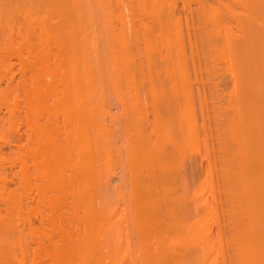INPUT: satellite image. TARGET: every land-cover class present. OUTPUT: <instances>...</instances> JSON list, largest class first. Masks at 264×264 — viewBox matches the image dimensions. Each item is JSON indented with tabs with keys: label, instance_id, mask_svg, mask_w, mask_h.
Segmentation results:
<instances>
[{
	"label": "bare ground",
	"instance_id": "bare-ground-1",
	"mask_svg": "<svg viewBox=\"0 0 264 264\" xmlns=\"http://www.w3.org/2000/svg\"><path fill=\"white\" fill-rule=\"evenodd\" d=\"M41 1L57 22L29 0L41 19L25 6L22 33L8 15L18 2L0 0V73L16 59L24 76L21 100L0 91V106H23L31 140L18 160L35 201L24 213L0 168V264H264V0H180L195 6L188 18L179 0H150L148 23L132 13L119 29L104 1ZM145 82L157 103L149 131ZM112 89L139 123L127 204L109 171L121 153L106 123Z\"/></svg>",
	"mask_w": 264,
	"mask_h": 264
},
{
	"label": "rangeland",
	"instance_id": "rangeland-1",
	"mask_svg": "<svg viewBox=\"0 0 264 264\" xmlns=\"http://www.w3.org/2000/svg\"><path fill=\"white\" fill-rule=\"evenodd\" d=\"M16 1L18 2V6H19V9H17V10L18 11L20 10L19 11L20 13H22L23 10H24V12H23L24 14H25V10H27V13L29 12L28 9H25V6H30L29 7L30 10L33 9V8H31L33 6L30 3L33 0L32 1L30 0V2L28 0V2H26L27 4L26 3L24 4V2H25L24 0L23 1L22 0H16ZM36 1H37V3L33 2V4H36V5H34L36 7V10L38 7V10H39V11H37V13L39 12L38 15L40 13L42 15L44 14L43 15L44 17L42 16L41 17L42 19L40 18L41 20H43L48 14L47 12H45V13L43 12V9H45L46 7L44 6L45 7L44 8L41 6L43 8V9H41L39 6H37V4L42 5L45 3L44 1H46V0L43 1L44 3H42L41 0H40L41 3H38L39 0H36ZM101 1L102 2L104 1L102 4L106 3L105 5H103L104 8L106 7V5H108L109 11H110V12L109 11L108 12L110 14L115 15L114 18H112V16L110 14L105 15V17L109 16L112 19H114V21L116 23L112 22V26H115L117 29L120 28L119 22L117 21V19H119L120 16L121 17L124 16L125 19H127V18L129 19V18H132L130 16H132L131 14L134 13L133 17H134V22L136 24V22L138 23L139 19H141V17L139 18V13H140V15L144 13V12L142 13L141 11L139 12V10L140 9L144 10L146 8L149 9L151 7L150 0H146V3L144 2V0H101ZM163 1H166V0H163ZM13 2L16 4L15 1H13ZM13 2H12V5L14 4ZM20 3L24 4V8H23V5L21 7ZM165 4H167V5L169 4L168 0L166 1V3L164 2V6L166 7L167 5H165ZM176 4H177V6H176L177 8L175 7L174 12L175 13L178 12L180 15H182L183 18H185V17L188 18L190 13H195L193 11V9H195V6L192 4H187L188 6L185 5L186 6L185 7L184 5H182V1L180 3V0ZM229 5H231V8H232V6L234 7V5H232L231 3ZM14 6H16V5H14ZM18 6H16V7H18ZM16 7L14 9H16ZM108 7L105 8V11L108 9ZM9 8L12 9L13 7H9ZM39 8L42 10V12ZM186 8L188 9V11ZM48 10H50V9H48ZM120 10H121V12H120ZM167 10H168V8H167ZM12 11H13V9H12ZM12 11L10 10L8 15L10 16V18L12 15H13L12 18L16 17L15 19L13 18V21L16 20L15 26H17V23H18V27H19V24H20V28L22 29V33H24L25 31L23 29H25L26 26H24L25 27L24 28L23 24L26 21V18H25L26 14L24 15L23 13L20 14L18 12H15V11L12 12ZM31 11H33V10H31ZM31 11H30V13H31ZM35 11H33L34 15L36 13ZM33 12H32V15H33ZM150 12L151 11L148 10L147 14H149ZM30 13H28V14L30 15ZM106 13H107V11H106ZM166 13H169V10L166 11ZM185 13H186V15H185ZM17 14H20V15H17ZM51 14H53V13H51ZM147 14L146 13L143 14L142 19L144 18V20H146L148 23V21L151 17L147 16ZM179 14H176V15L179 16ZM22 15L25 17H22ZM29 15L27 17H29ZM32 15H30V17H34L33 19H35V17L37 16V14L35 16H32ZM54 15H51L52 17L50 18L49 14H48L47 19L51 20L53 18L52 20H55L57 22L56 19L58 18V16L57 15L54 16ZM40 16L41 15H39L38 17H40ZM56 16H57V18H56ZM143 16H145V17H143ZM109 17H108V20L110 19ZM135 18L138 19V21H135L136 20ZM30 19H31V22H36V21H38L39 18L37 20L36 19L33 20L32 18H30ZM30 19L28 18L27 21H29ZM47 19H45V20H47ZM106 19H107V17H106ZM189 19H188V21H189ZM226 19L228 20L229 18H226ZM23 20H24V22H23ZM52 20H51V22H52ZM141 20L139 22H141ZM144 20H142L143 23L145 22ZM27 21L25 22L24 25H26ZM19 22H21V23H19ZM230 22H231V20H230ZM54 24H55V22H54ZM138 25H139V23L136 24V26H138ZM183 25H184V23H183ZM185 25L182 27H183V34L186 35V36H184L185 40H186L189 32L191 33V31H190L191 27L188 28L189 26L187 25L188 27H186ZM184 27L187 28L186 31H185ZM32 28L34 29L35 27L33 26ZM138 28H139V26H138ZM37 29L38 28H36L35 31L32 32L33 35L35 33H37V31H38ZM188 29H189V32L187 31ZM136 30H138V29H136ZM186 32H188V34ZM16 33L14 32V36L12 34V37L15 38V39L13 38V40L18 39V36ZM138 39H139L140 50L142 52V62H143V66L145 68L144 73H143V77H144V80H146L147 79V76H146L147 70H146V56L144 54L145 44H144V41L142 39L140 32H138ZM129 40L132 42L133 37H131ZM188 51H189V47H187V53H189ZM188 57H189V54H188ZM10 62L12 64V66L14 65L13 68L12 67L11 68L6 67L5 70L3 71V73L2 72L0 73V91L8 92V91L12 90L13 95L17 96L18 99L21 100V98H22V88H21L22 86L21 85H22V82H24V76H23V74H21L22 71L20 69V66L18 65V61L16 59H11ZM21 77L23 79H21ZM122 82H124V80L120 81V84ZM148 85H149L148 82H145V86H144L145 88L143 89V93H144L143 94V101H142L141 105L138 106V107L142 106V108L144 109L145 119L143 120V126L141 125V127L143 128V130H146V131H149L150 128L152 130V125L155 123L156 116H155V112H154V107L157 105V103H154V101H152V99H151L150 89H149ZM120 90H121V93H124V91H125L124 87L121 88ZM109 93H110L109 110L111 111L113 118L110 119V117H108L106 123L110 127H112L114 132L117 134V136L114 139V142L116 144L117 150L121 151V153H120L121 159H120V155L117 154L114 158V161L110 163L109 171L111 174V179L113 178L112 180H114V182L117 181L118 179H122V180L126 181L127 188L122 190V192L124 194V197L126 198V204H127L128 200H129V180H130V171H129V168L126 164L127 142H128V140H131V138L133 137V129L135 127H138L139 123L133 117L132 107L130 106V102L124 97V95L122 94V95H120V98H117V96L115 94V90H113V89L110 90ZM17 102H18L17 109H16V111L12 112V114H9L7 112L6 107L0 106V119L3 121V123L1 124L0 154L4 159V161L0 165V168L2 171L5 172L6 176L8 177L6 187L8 189L16 192V194H17V196L21 202V206L24 210V213L25 212L27 213L31 208L35 207V204H34L35 201L33 200V196L30 193H27L25 191L23 183L21 181L20 164H19V160H18V158H19L18 155L21 154V156H23L24 158H27V149L30 145L29 142L31 140V138H30L31 136L29 135L30 137L27 138L28 136L26 133V127H25V124H24L23 119H22L23 106L19 103V101H17ZM11 103H13V101ZM210 104H211V102H210V100H208L207 105L209 107L211 106ZM203 105H205V104H203ZM211 120H212V118H211ZM204 150L205 149L202 148L201 154H204ZM195 157H197L195 159H198V160L200 159L198 154ZM204 164H206V163H204ZM117 184H119V182ZM3 207H4V204L0 202V208L3 209ZM38 218L39 217L34 215L33 217H31L30 221L32 222V224L37 225V224H39L38 222H40V220ZM22 224H24V223L22 222ZM213 230L215 231L216 228H214ZM43 264H48V261H44Z\"/></svg>",
	"mask_w": 264,
	"mask_h": 264
}]
</instances>
